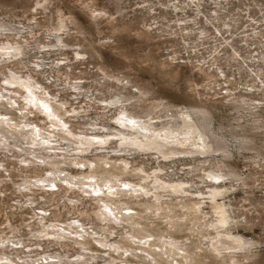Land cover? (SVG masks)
Listing matches in <instances>:
<instances>
[{"label": "rangeland", "instance_id": "obj_1", "mask_svg": "<svg viewBox=\"0 0 264 264\" xmlns=\"http://www.w3.org/2000/svg\"><path fill=\"white\" fill-rule=\"evenodd\" d=\"M155 2L159 3L157 0ZM142 3L143 0H0V23L5 22L18 31L16 35L17 31L11 30L10 33L14 36L0 38V43L10 42L12 46L14 42L18 44L21 42V45L25 41L29 43L28 52L24 48V58H22V62L26 64L25 68L20 65L22 62L16 50L11 51L13 57H6L0 62V110H2L0 119L20 116V112L24 110L23 99L12 96L10 92H20L22 96H32V98L34 94H38V92L26 94L28 88L26 92L14 86L6 88L1 74L8 76V70H12L17 76L20 74L22 78H32L36 86H40V94L44 88V94L52 96L50 100L54 106L50 104L52 108L50 116L54 112L55 114L60 112L61 116L56 118H59L58 122H62V124L58 122L54 124L52 118V122L48 124L43 107L40 108V112L38 108L36 112L28 108V112L34 116L26 114L28 120H24V124L32 122L30 126H34V132L18 128L28 134L26 141L22 139L24 150L30 144L38 160L54 158L52 162L54 168L50 170L45 164L40 166L42 162L36 164L34 158L28 160L26 154L14 152V146H10L9 142L6 148H2L0 144V162H2L0 164V238H2L0 242H3L0 246L2 253L0 256L3 255L9 260H4L3 264H13L11 262L52 264L60 262L58 258H63L64 264H166L164 260H170L172 264H190V260L192 264H264V169L251 165L249 158L254 152L239 150L235 137L227 133L231 124L242 123V126L246 124L247 134L252 135L248 130L254 114L248 111L246 106H242L240 96L246 98L248 102L262 105L264 69L254 76L242 58H240V62L244 65L242 70H238L237 62H231L235 66L230 68L226 65L225 59L220 60L224 72H199L193 69L194 65L202 63H197L201 55H195L194 50L188 48L186 51L183 43H172L170 39L158 40L144 34V28L142 29L141 26L144 17L148 15L143 8L146 4ZM215 3H222L228 11H232L236 19H238L237 14L244 16L236 25V34L226 33V38L233 36L239 41L240 37L246 36L249 37V44L258 40L264 43V26H262L264 0H220V2L216 0ZM201 4L207 13L215 9L212 0H202ZM157 8L163 9L160 6ZM196 8L194 5L188 6L184 16H193L192 11ZM102 9L105 11L104 14L92 16L95 10L100 12ZM260 9L263 11L260 12ZM248 11L251 12V17ZM168 17L172 19L174 16L169 14ZM60 20H65L68 25V30H62L60 34L64 46L58 45V40H55L52 31L58 30V27H55L60 25ZM72 20L75 24H72ZM255 23L260 25V28L257 25L256 31L253 32L249 25ZM76 26L83 32L76 29ZM210 29L214 31L213 28ZM174 30L176 31L177 28ZM155 32L158 33L159 30ZM219 42H223V39ZM213 43L210 41L205 48L210 50L214 46ZM51 44H56L57 47ZM45 45L47 47H44ZM239 45L243 56H247L248 52L243 48L248 45L245 43ZM250 48L255 50L258 46L254 44ZM208 50L200 47V53H204L206 62L210 61ZM227 50L229 48L226 43L219 49L222 54ZM261 51L259 49V52ZM75 52L83 55L77 57ZM174 52H177V59L172 58ZM259 52L256 51L253 55L257 56ZM14 58H18V62H10L8 66L4 64L6 60H14ZM245 60L252 65L250 60L246 58ZM29 71L30 76H28ZM104 72L109 76L106 77ZM116 77L121 81L117 82ZM73 86L81 87L82 96L76 94L80 90L74 89ZM143 89L150 91L149 99L144 98L147 99L144 105L155 102L162 104L150 116L141 114L140 109L133 110L132 102L135 100L130 101L131 103L126 101L128 97L141 96L140 90ZM4 90H8V94H4ZM1 96L6 99H1ZM39 98L40 96L30 104L34 102L40 106L44 104V100ZM13 102L18 104V110L22 108L20 112H16L17 107L10 108V103ZM100 102H106L110 106V108L106 106L108 112L102 111L106 108ZM124 102L128 113L119 114L118 107ZM166 104L171 106L168 112L164 109ZM238 104L242 106L239 110L236 108ZM80 107L86 112H78ZM198 107L210 109L214 131L229 140L230 151L233 152L229 163L246 179V185L222 178L214 183L207 177L211 173V167L209 163L203 161L208 157L189 154L190 149L197 150L201 147L198 136L190 141L187 139L175 141L173 144L176 145L172 147L178 146L175 150L176 154L170 157L172 159L162 157L160 164L156 160V152L134 150L130 153H122L124 150H120L118 154L120 156L114 153L118 152V140L116 142L110 140L114 138L112 134L130 126V122L127 123L125 119L124 122L118 119L133 118L134 114L139 112L140 117H137V120H140V123L150 122L160 129V124H165L169 120L164 117L165 115H171L173 111ZM72 110L74 114H68ZM259 112L264 124V108ZM236 119H240L241 122ZM20 120L22 118L12 122H16V126H24ZM64 122L70 124L68 126L72 129L70 136L80 134L83 142L93 144L92 152L84 154L72 150V146L76 144L74 142L70 144L72 138L66 136L70 130H58V126L62 128ZM36 126L46 128L44 132L52 130V134L59 131L56 134V142H50L52 136L48 138L42 132L36 134ZM223 126L226 130H219ZM100 128L108 130L104 134L108 146L96 152L100 150L96 148V144L100 146V140H88L86 136L92 134L84 136L82 132L100 130ZM32 134H34L33 139ZM259 137L256 136L255 141L261 143L263 136ZM0 138L4 140L1 135ZM58 138L66 142L64 146H68L70 154L62 156V142H58ZM35 142L41 143H36L34 146ZM259 143L258 147L261 146ZM261 151L264 153V148H261ZM22 158L28 160L26 166L22 165ZM215 158L219 161L224 160L221 154L215 155ZM56 170L60 172L56 174ZM154 170H158L156 176L160 178V182L154 180H150L152 184L140 182V178H152L150 173ZM46 172L52 174L50 178L52 184ZM32 180L38 182L40 188L28 184L31 187L26 189L27 192L24 190L25 183ZM112 182L114 188H110L112 184H108V188L102 186L103 183ZM119 182L134 184L132 186L134 190L130 188V190H122V194H116L118 188H124V186H116ZM96 184H100L104 194L110 196L106 197L99 191L96 193L98 190ZM214 185L221 186L226 192L224 195L216 196L215 201L212 200ZM180 186H184L186 190H180ZM142 190L146 192L138 194ZM200 194L206 198H192ZM97 198L103 200L98 202L95 200ZM104 198H106L105 202ZM134 204H138L140 208H134ZM223 208L227 209L225 210L228 220L227 229H230L235 236H241L246 241L255 243V246L249 250L237 249L223 254H218L210 248V242L218 238V232H214L215 226L214 230L208 226L216 224V220L220 218L219 212ZM100 210H104L107 216L112 212L110 218L120 216L121 219L120 210L126 216L134 215V224L138 226H133L131 221L127 223L126 220H122L124 224L106 223L99 218ZM140 226L146 228L142 236L146 234L148 236L128 240L130 230L140 229ZM50 233L52 234L49 235ZM37 234H42V237H35L34 235ZM158 238L166 242L160 244ZM172 238L180 241L186 249L170 247L177 245ZM154 242L158 244L156 248H152L156 252H150V246H154ZM134 244L140 246L144 252L132 248ZM173 252L174 254H171ZM178 255L188 256L186 262L182 258H176ZM231 255L236 257L232 258Z\"/></svg>", "mask_w": 264, "mask_h": 264}, {"label": "bare ground", "instance_id": "obj_2", "mask_svg": "<svg viewBox=\"0 0 264 264\" xmlns=\"http://www.w3.org/2000/svg\"><path fill=\"white\" fill-rule=\"evenodd\" d=\"M155 1L156 0H143L142 4H146V5H143V8L145 9L146 15H148V17H144L143 23L141 26L142 29L144 28V34L147 37H153L158 40L164 41V39H167L168 41L170 39V41L172 40V43H175V42H177L178 44L183 43L185 47L184 50L188 51V48H191V50H194L193 52L195 53V55L197 56L201 55V59L197 60V63L202 62L201 65L196 64L194 65L193 69H197L199 72H224L223 67L220 64V60L225 59L227 61L226 65L229 66L230 68H233L235 66L231 62L233 63L237 62L238 70H242L244 68V65L240 62V58L243 59L244 64H246V66L248 67V70H250L252 74H254V76L257 75V72H261V70L264 69L263 67L264 66V43L262 41L258 40L257 42H252V44H249V41H250L249 37H246V36L240 37L239 41H236L233 38V36H230L227 38L225 37L226 33H231L232 35L236 34V30H235L236 25L244 17L241 14H237L238 19H236L235 16L232 14V11H228L225 8V6H222V3H215L216 0H212L215 4V9L209 13L205 12L204 8H202V4H201L202 0H163V1L157 0L159 2L158 3L159 5ZM218 2H220V0H218ZM192 5L197 7L195 11H192L193 16H190V15L184 16L186 15L185 9L188 6L191 7ZM157 6H160L163 9H158ZM157 10H160V11L158 12ZM103 11H104L103 9L100 10V12L99 11L96 12L95 10L94 12L95 15L94 13H92V16H96V14L100 16V14H104L105 11L104 12ZM225 11H228V13H226ZM259 11L262 12L263 10L260 9ZM169 14L173 15L174 17L170 19L168 17ZM248 14L250 17L252 16L251 12H249ZM252 19H253L252 22H254V18ZM73 20H72V24H75ZM153 21H155V23ZM59 22H61L60 25L55 27V28L58 27V30H52V31H54L53 35L55 37V40H58V45L64 46V44H62L64 43V41H62L60 34H62V30H68V25L66 24L65 20H60ZM257 25L258 24L255 23V24L249 25V27L252 28L253 32H255L257 29L256 28ZM78 26H76L77 27L76 29H79L80 32H83L80 27L78 28ZM258 26L260 28V25ZM262 26L264 25L262 24ZM210 27L213 28L214 31H212ZM175 28H177L176 31L174 30ZM157 29L159 30L158 33L155 32ZM167 29H170V30H167ZM11 30L17 31L16 28L9 26L5 22H1L0 23V38H12L14 34L10 33ZM114 30H116V28H114ZM15 33L17 35L18 31ZM6 34H8V36H6ZM64 34H66V32H64ZM221 39H223V42H219ZM210 41L214 42L213 43L214 46L212 45L213 47H211V49L208 50V48H205V45L210 44ZM224 43L228 45L229 50H227V52L222 54L219 51V49ZM241 43H245L246 45H248V47L243 48L244 50H247L248 52L247 56H243L242 54L243 53L242 48L239 47L240 46L239 44ZM254 44L257 45L258 48H256L255 50H251L252 48L250 47H252V45ZM51 45L53 47L56 46V44H51ZM188 45H191V46L188 47ZM242 46L244 47L243 44ZM44 47H47V46L45 45ZM200 47H203L206 51L208 50L207 53L210 54V56L208 55V58L210 59V61L206 62V57L204 53H200ZM24 48H26V52H28V49H29L28 41H25L24 44L22 45H21V42L20 44H18V42H14V46H12V43L10 44V42H6V44L0 43V62H2L3 59L6 57H10V56L13 57L11 51H14V50L18 52V58H20V62H22V58H24ZM259 49H261L262 51L259 52ZM256 51L259 52L257 56L253 55V53ZM173 54L174 55H172V58L177 59L176 58L177 52H174ZM75 55L77 57H81L83 54H80V52H75ZM18 58H14V60H6L4 64L8 66L10 62H18ZM245 58L250 60L252 65L248 64ZM202 60L203 61L205 60V61L203 62ZM20 65L24 66V68L26 67V64L24 62H22V64ZM6 70H8V68H6ZM18 72H20V70H18ZM104 74L106 77L109 76V75L107 76L106 72H104ZM1 75L3 76L2 78H4L3 82L6 88H12V86H14V88H20V90H24V92H26V88H28V92H26V94H34V92H38V94H34V98H32V96H22L20 92H10L12 96H16V98H18L19 96L20 98L23 99L24 110H22V108H20V110H22L24 114H22V112L18 110V104H16V102H13V104L10 103V108L17 107L16 112H20V116H8L7 119H0V132H2L0 133V135L2 136L4 140H6V142H4V140L0 138V144H2V148H6L9 142L10 146L12 147L14 146V152H20V154H26V158H28V160H30V158H34V162H36V164H38V162H42L40 166H44L45 164L48 170H50V168H54V164H52V162H54V158H46V160H42V158H40V160H38V156H36V152H32V146L28 144L30 148L26 146V150H24V143L22 141V139H24L25 141L28 139V134L24 133L25 131L22 132V130H32V132H34V126H30L32 122H28V124H24V120H28V116H26V114H30V112H28V108H32L34 112H36V108H38V112H40V108H42L40 105H36V102H34V104H30L32 100H38V96H40V98L44 100V104H41V105H44L47 108V111L44 112V116H46V120H48V124L52 122V118H54V124L58 122L59 118H56V116H61L60 112H58V114H55L56 112H54V114L50 116V112H52V108H50V104H53L52 100H50L52 96H48V94H44V88H42V94H40V86H36V82H34L32 78H22L23 76H20V74H18L17 76L16 74H14V72H12V70H8V76H6V74H1ZM28 76H30V71L28 72ZM116 81L120 82L121 80L118 79V77H116ZM33 88L34 90H32ZM74 89L80 90L81 87L75 86ZM4 94H8V90H4ZM76 94H78V96H82V90H80V92H76ZM149 94H150V91L143 89V90H140L141 96L132 97L130 95L131 97H128L126 101L130 102L132 100H135V102H132L133 110L140 109L141 114L143 113V114H146V116H150L154 113V111L159 109L162 106V104L155 102L150 105H144L146 100L149 99L148 98ZM1 97H2L1 99L4 98V96H1ZM240 97L242 99L241 101L240 100L239 101L242 102L241 103L242 106H246V109L250 112L252 111L254 114L252 116L253 119L249 122L251 123L250 125L251 127L249 130L247 129L250 133H252V135L247 134V131L245 128L246 124L245 126H242L241 125L242 123L241 124L239 123L241 122L240 119H236V120H240L239 122L237 121L239 124L237 125L234 124L235 126L231 124L229 126L230 129L227 131V133L235 137L236 139L235 141L238 144L239 150L254 152V155H252L251 158H249L251 165L258 166L259 168L264 169V153L261 151V148H264V124L261 118L262 116L260 115V112H259L260 110H262V108H264L263 107L264 102H262V105H260L257 102H248L246 98H244L243 96H240ZM144 98H147V99H144ZM56 100H58V98H56ZM56 100H54V102H56ZM46 102H48V104H46ZM100 103L104 104V108H106V110H102V111L108 112V108H110V106H108L106 102H100ZM124 104H126V102H124L121 105V107L120 106L118 107L119 114L128 113V108L127 106H124ZM106 106H108V108ZM242 106H239L238 104V107L236 108L239 110L242 108ZM170 108L171 106L166 104L164 109L167 110L168 112L170 111ZM209 110L206 107H198V108H192L190 110H184V111L183 110L176 111V112L173 111L171 115L167 114L164 116L165 118H168L169 120L165 124H160V129H157L156 126L150 124V122L140 123V120H137V117H140L139 112L134 111L136 112V114H134L133 118L129 117V118L118 119V121L122 120V122H124L126 120L127 123L130 122V126H128L127 128H124V130L122 131H118L112 134V137L114 138H110V140H114V142L118 140V152H114V153L116 154V156H120L118 155L120 153V150H124V152L122 153H126V152L130 153V152H133L134 150L138 152H156V155H157L156 160L160 164V160H162V157L170 158L174 154H176L175 150L176 148H178V146H176V148L172 147V145H176V144H173L175 141L177 140L184 141L186 139L187 141H190V140H194L195 137L198 136V140L200 141L201 147L198 148L197 146L198 148L197 150L190 149L191 151L189 150L190 152L189 154L192 153V154H196V155L198 154L200 156L208 157L207 160L203 161V163H209L211 167L210 168L211 173L208 174L207 177L214 183L219 182L220 180L218 179L222 178L223 180L228 179V181H234V182L236 181L237 183H242V185H246V179L242 177V174L239 172V170L236 167H234L232 164L229 163L230 159L233 157V152L230 151V147L228 144L229 140H227L226 137L222 135L221 133L217 134L214 131L212 127V117L213 116H212L211 111ZM0 112H2V110H0ZM78 112H86V110L80 107V110H78ZM68 114H74V110H72V112H68ZM30 116H34V114H30ZM18 118H22L20 122H22L24 126H28V128H24V126H16V122H12V120H18ZM2 122H4V124H2ZM58 124H62V122H58ZM14 126H16V128H14ZM68 126H70V124H66V122H64V126H62V128L58 126V130L59 131L60 130H64V131L70 130V132L66 134V136H70V134H72V129L68 128ZM18 128H22V130H18ZM44 130H46V128H38V126H36V134H38V132H42V134H46L48 138L52 136V138H50V142H56V134H58L59 131L57 130L58 132H56V134H52L53 131L48 130V132H50V134H48V132H44ZM219 130L224 131L226 130V127L223 126ZM10 132H12V134H10ZM78 132H80V130H78ZM106 132H108V130H104V128H100V130H84L82 134H84V136H86V134H92V136H86L88 140H100L101 142L100 146L96 144V148H100V150H96L97 152V151L104 150V148L108 146V144H106L108 140L104 139L106 138V136H104ZM6 134H8L10 138H8ZM98 134H102V136H98ZM260 135L263 136V141L261 142L262 144L255 141L256 140L255 137L256 136L259 137ZM46 136H40V138H46ZM118 136L120 138H118ZM33 138H34V134H32V139ZM36 138H38V136H36ZM70 138H72V140H70V144H72V142L76 144V146H72V150H74V152H84V154L88 152H92L93 144L83 142L82 136H80V134H74V136H70ZM181 138H184V139H181ZM58 142H62V156H64V154H70V150H68V146H64L66 142H64L62 138H58ZM255 142H257V144ZM36 143H41V142H35L33 145L35 146ZM258 143L261 146L258 147ZM42 144H44V142H42ZM103 144L104 146H102ZM46 146H48V144H46ZM48 152H54V150H48ZM84 154H82V156ZM217 154L219 155L221 154V156L223 155L224 160H221V161L217 160L215 158V155ZM182 156H184V154H182ZM28 160H24V158H22V162H21L22 165L26 166V164H28ZM1 163L2 162H0V164ZM32 166H34V164H32ZM58 172H60V170H56V174H58ZM156 172H158V170H154V172L150 173L152 174V178H140V182H144V184H152L150 180H154V182H160V178L156 176ZM46 175L48 176V180L52 178V174H50V172H46ZM36 176L38 175L36 174ZM50 182L52 184V180H50ZM67 182L68 184H70L69 181ZM122 182H119V184H116V186H124V188H118V190H116V194H122V190H130V188L134 186V184H130V182H126V184H122ZM25 184H26V188H24V184L22 185L24 190L30 189L31 186H28V184H32V186H38V182H34V180H32V182H28ZM74 184H78V182H74ZM108 184H112L110 188H114V182L105 183V184L103 183L102 186H104L105 188H108ZM96 186H98V190H96V193L99 191V192H102V194H104L102 186H100V184H96ZM184 186H188V184H184ZM184 186H180V190H186ZM38 188H40V186H38ZM42 188H44V186H42ZM138 188H142V186H138ZM160 188H163V187H160ZM212 189H213L212 195L214 196L212 200L214 201L216 200V196H221L226 193L225 191L222 190L221 186L214 185ZM132 190H134V188H132ZM26 191L28 192V190ZM44 192H46V190H44ZM144 192H146V190H142V192H138V194H144ZM108 195L110 196V194H104V196L106 197ZM192 198H206V196H202V194H200V196H193ZM95 200L98 202H101L103 199L97 198ZM105 200L106 198H104V202ZM136 207L140 208L138 204H134V208ZM225 210L227 209L223 208L222 210H220L219 212L220 218L216 220V224H210V226H208V228H212V230H214V226H215L216 230H214V232H218V238L214 236V238L216 239L211 240L210 248L218 254H223L226 251L234 252V250H237V249L244 250V251L251 249V247L255 246V243L246 241L241 236H235L231 232L230 229H227L228 226H226V224H228V220L225 215L226 214ZM214 212H216V210H214ZM120 214H122L121 219H120V216H118V218L113 217L114 218L113 219L109 217V216H112V212H110V214H108L107 216L104 213V210L102 211L100 210L99 218L102 221H106V223L115 222V224H124L122 220H126L127 223L128 221H131L133 226H138V224H134V215L126 216L122 213V210H120ZM128 218H130V220H128ZM95 230H98V229H95ZM144 232H146V228H144V226H140V229L133 228L132 230H130V233L128 234V240H134L136 238L137 239L145 238L146 236H148V234H146V236H142ZM51 234L52 233H50L49 235ZM34 236L40 238L42 237V234H37ZM0 240H2V238H0ZM172 240H174V238H172ZM158 242L162 244V242H166V240H160V238H158ZM174 242H176L177 245L174 244V246H170V244H168V246L186 249L185 246L180 241L174 240ZM2 244L3 242H0V246ZM127 244H132V242H127ZM180 244H182V246H180ZM156 246H158V244L154 242V246H150V252H156L152 250V248H156ZM132 248H138L140 252H144V250H142L140 246H136V244H134ZM132 248H130V250H132ZM174 252L171 254H174ZM0 254L2 253L0 252ZM164 254H166V252H164ZM235 257H236L235 255L232 256V258H235ZM176 258H182V260L186 262V258H188V256L178 255L176 256ZM58 259L60 260V262L52 263V264H64V262H62L63 258H58ZM4 260H8V258L4 257L3 255L0 256V264H3ZM162 260H164V256H162ZM37 262H40V261H37ZM164 262L168 264L170 260H164ZM11 263L14 264V262H11ZM170 264H172V262H170ZM190 264H192V260H190Z\"/></svg>", "mask_w": 264, "mask_h": 264}, {"label": "snow or ice", "instance_id": "obj_3", "mask_svg": "<svg viewBox=\"0 0 264 264\" xmlns=\"http://www.w3.org/2000/svg\"><path fill=\"white\" fill-rule=\"evenodd\" d=\"M94 15H95V13H94ZM41 107H43L44 109H45V111H47V108H46V106H44V105H41ZM66 127V126H65Z\"/></svg>", "mask_w": 264, "mask_h": 264}]
</instances>
